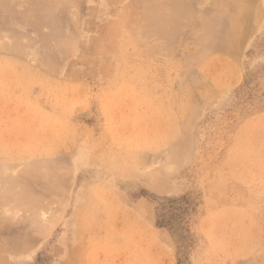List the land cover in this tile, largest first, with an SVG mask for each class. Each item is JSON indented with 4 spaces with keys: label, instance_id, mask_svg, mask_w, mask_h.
Segmentation results:
<instances>
[{
    "label": "rangeland",
    "instance_id": "374dc122",
    "mask_svg": "<svg viewBox=\"0 0 264 264\" xmlns=\"http://www.w3.org/2000/svg\"><path fill=\"white\" fill-rule=\"evenodd\" d=\"M61 1L0 0L33 124L0 150V264H264V0H167L161 35L165 0Z\"/></svg>",
    "mask_w": 264,
    "mask_h": 264
},
{
    "label": "crops",
    "instance_id": "0c3cea01",
    "mask_svg": "<svg viewBox=\"0 0 264 264\" xmlns=\"http://www.w3.org/2000/svg\"><path fill=\"white\" fill-rule=\"evenodd\" d=\"M35 99L34 101H38ZM22 102V99L18 97L17 91L14 88H6L5 91L0 89V144H9L3 145V148L0 150L5 151H14L16 150L15 146L18 138L22 137V134L19 130L22 127H32V118L29 117L28 112H22L19 110V103ZM47 106L43 107L41 111L35 116L34 120L36 126H42L44 129L42 131L43 135H46L45 128L48 126L47 123L40 122L42 118L48 117ZM49 111L48 113H50ZM48 118H46L47 120ZM27 133V132H26Z\"/></svg>",
    "mask_w": 264,
    "mask_h": 264
},
{
    "label": "bare ground",
    "instance_id": "6f19581e",
    "mask_svg": "<svg viewBox=\"0 0 264 264\" xmlns=\"http://www.w3.org/2000/svg\"><path fill=\"white\" fill-rule=\"evenodd\" d=\"M28 1H29V0H28ZM53 1H55V0H53ZM59 1H60V0H59ZM65 1H66V0H65ZM132 1H133V0H132ZM147 1H148V0H147ZM153 1H155V0H153ZM158 1H159V0H158ZM160 1H161V0H160ZM166 1H167V0H165V1H164V4L160 5L159 7H154V8L151 7L154 11H155V9L158 10V12L155 11V13H154V11L152 10V12H153L154 14L151 13V8H146V7H144L145 10H147V12L145 11V12L141 15L142 17L140 18V22H141V23H140V25H141L140 27H144V28L146 27V28H148L147 26H148L150 23H152V25H151V24H150V25H151V27H153V26H156V22H157V23H159V24H158L159 26L157 25L156 28L154 27V29H155V30L153 29L154 32L157 31V29L160 28V27H164V26H165V27L167 28L166 20H165L166 16H165V15L167 14V11H168V14H169L170 12H172V11H169V10H170V9H169V5H168L169 3L167 2V3H168V4H167ZM179 1H180V0H179ZM33 2H34V0H33ZM61 2H63V0H62ZM66 2H67V1H66ZM145 2H146V0H145ZM176 2H177V1H176ZM183 2H184V0H183ZM186 2H187V1H186ZM13 3L15 4V2H13ZM13 3H12V4H13ZM44 3H45V1H44ZM67 3H68V2H67ZM146 3H147V2H146ZM146 3H145V4H146ZM150 3H152V1H151ZM160 3H161V2H160ZM165 3L167 4L168 9H169V10H167L166 12H165L164 9H163V8L166 7ZM172 3H173V2H172ZM172 3L170 4V7H172V9H173L174 7H176V9L179 8V6H173ZM30 4H31V2H30ZM52 4H53V3H52ZM58 4H59V3H58ZM60 4H61V3H60ZM62 4H63V3H62ZM142 4H143V3H142ZM142 4H141V5H142ZM156 4H158V3H156ZM175 4H176V3H175ZM55 5H56V4H55ZM138 5H139V3H138ZM163 5H164L165 7H162ZM171 5H172V6H171ZM178 5H179V4H178ZM180 5H182V3H181ZM183 5H185V3H183ZM28 6H30V5H28ZM32 6H33V5H32ZM46 6H47V4H46ZM53 6H54V5H53ZM155 6H156V5H155ZM187 6H188V4H187ZM177 7H178V8H177ZM181 7H182V6H181ZM35 8H36V7H35ZM182 8H183V7H182ZM185 8H186V7H185ZM28 9H29V8H28ZM149 9H150V10H149ZM160 9H163L164 12H162V13H163L164 15L161 14ZM165 9H166V8H165ZM176 9H175V10H176ZM33 10H34V9H33ZM36 10H37V9H36ZM148 10L150 11V14H152V15H150V14L148 13V12H149ZM181 10H182V9H181ZM29 11H32V9H31V10L29 9ZM189 11H190V10H189ZM142 12H143V11H142ZM176 12H177V11H176ZM31 13H32V12H31ZM38 13H39V11H38ZM132 13H133V12H132ZM177 13H178V12H177ZM177 13H176V14H177ZM179 13H180V12H179ZM186 13H188V12H186ZM34 14H35V13H34ZM156 14H159V15H156ZM37 15H38V14H37ZM37 15H36V16H37ZM173 15H174V14H173ZM132 16H133V15H132ZM157 16H158V19H157ZM161 16H162V17H161ZM164 16H165V18H164ZM167 16H168V15H167ZM170 16H171V15H170ZM181 16H182V15H181ZM38 17H39V16H38ZM137 17H138V16H137ZM163 18H164V20H165V24H162V23H164V21H162ZM169 18H170L171 21L174 19V17H173V19H171L172 16L169 17ZM177 18H178V17H177ZM182 18H183V16H182ZM40 19H41V18H40ZM133 19H134V17H133ZM49 20H50V19H49ZM156 20H158V21H156ZM175 20L177 21V19H175ZM175 20H174V21H175ZM179 20H181V19H178L177 22L175 21V23H176L177 25L179 24ZM129 21H131V20H129ZM155 21H156V22H155ZM159 21L161 22V24H162L163 26L160 24ZM167 21H168V22H167L168 25H169V23H171V25L174 23V21H172V22L170 21V22H169V19H167ZM138 22H139V21H138ZM148 22H149V24H148ZM135 23H137V22H135ZM175 23H174V24H175ZM128 24H129V23H128ZM147 24H148V25H147ZM176 24H175V25H176ZM181 24H182V22H181ZM146 25H147V26H146ZM177 25H176V26H177ZM179 25H180V24H179ZM151 27H150V31H151ZM165 27H164V28H160V35H161V31H165V32H167V30H165ZM168 27H171V26H168ZM144 28H140V29L143 30ZM146 28H145V29H146ZM134 29H135V28H134ZM161 29H162V30H161ZM167 29H168V28H167ZM146 30H147V29H146ZM170 30H172V29H170ZM147 31L149 32V29H148ZM138 32H139V31H138ZM145 32H146V31H145ZM148 32H146V33H148ZM173 32H174V31H173ZM140 33H141V32H140ZM150 33H152V35H153V31H151ZM155 33H156V32H155ZM157 33H159V29H158V32H157ZM167 33H168V32H167ZM143 34H144V33H143ZM143 34H142V36H143ZM162 34H165V33L162 32ZM172 34H173V33H172ZM158 35H159V34H158ZM166 35H167V34H166ZM169 35H170V34H169ZM200 35H201V33H200ZM135 36H136V35H135ZM142 36H141V37H142ZM147 36H148V35H147ZM147 36H146V37H147ZM163 36H164V35H163ZM198 36H199V35H198ZM148 37H149V36H148ZM16 38H17V37H16ZM169 38H170V37H169ZM171 38H172V36H171ZM136 39H137V38H136ZM142 39H143V38H142ZM145 39H146V38H145ZM163 39H164V37H163ZM1 40H2V39H1ZM9 40L11 41V39H9ZM15 40H16V39H15ZM15 40H14V41H15ZM169 40H170V39H169ZM169 40H168V42H169ZM17 41H18V40H17ZM165 41H167V40L165 39ZM5 42H6V41H5ZM15 42H16V41H15ZM15 42H14V43H15ZM20 42H21V41H20ZM65 42H66V41H65ZM65 42H64V43H65ZM140 42H141V41H140ZM171 42H172V40H171ZM171 42H170V43H171ZM173 42H174V41H173ZM7 43L9 44V42H7ZM18 43H19V41H18ZM18 43H17V44H18ZM67 43H68V42H67ZM1 44H2V42H1ZM10 44H11V43H10ZM15 44H16V43H15ZM22 44H23V42H22ZM68 44H69V43H68ZM168 44H169V43H168ZM210 44H211V41H210ZM149 45H150V44H149ZM151 45H152V44H151ZM170 45H171V44H170ZM11 46H12V45H11ZM69 46H70V45H69ZM157 46H158V45H157ZM157 46H156V47H157ZM212 46H213V45H212ZM12 47H15V46H12ZM12 47H11V48H12ZM144 47H145V46H144ZM151 47H152V46H151ZM154 47H155V44H154ZM158 47H159V46H158ZM161 47H162V46H161ZM167 47H168V45H167ZM170 47H171V46H170ZM209 47H210V46H209ZM209 47L206 48L205 50H209ZM11 48H10V49H11ZM24 48H25V47H24ZM148 48H149V47H148ZM168 48H169V47H168ZM210 48H211V47H210ZM6 49H7V48H6ZM13 49H14V48H13ZM17 49H18V46H17ZM21 49H22V48H21ZM151 49H153V47H152ZM155 49H157V48H155ZM155 49H154V50H155ZM158 49H159V48H158ZM158 49L155 51L156 53H157ZM211 49H212V48H211ZM25 50H26V49H25ZM25 50H24V51H25ZM147 50H148V49H147ZM165 50H166V52H167V49H165ZM169 50L171 51L172 49L169 48L168 51H169ZM8 51H10V50L8 49ZM19 51H21V50L19 49ZM22 51H23V50H22ZM151 51H153V50H151ZM17 53H18V52H17ZM26 53H27V52H26ZM153 53H154V52H153ZM169 53H170V52H168V54H169ZM11 54H12V53H11ZM23 54H24V53H23ZM151 54H152V53H151ZM170 54H171V53H170ZM24 55H25V54H24ZM29 55H30V54H29ZM22 56H23V55H22ZM26 56H28V55H26ZM14 57H15V56H14ZM158 57H160V56H158ZM30 59H31V57H30ZM32 59H33V58H32ZM34 61H35V59H34ZM46 61H47V59H46ZM47 62H48V61H47ZM32 65L34 66V64H32ZM53 69H54V68H53ZM114 75H115V74H114ZM115 77H116V76H115ZM138 79H140V78H138ZM134 80H136V79H134ZM143 81H144V80H143ZM127 82H128V81H127ZM134 82H135V81H134ZM146 86H147V85H146ZM146 88H147V87H146ZM146 88H144V89H146ZM179 88H180V87H179ZM148 89H149V88H148ZM150 89H151V87H150ZM146 90H147V89H146ZM142 91H143V90H142ZM144 91H145V90H144ZM146 92H147V91H146ZM149 92H150V91H149ZM145 96H146V95H145ZM147 96H148V95H147ZM152 97H153V96H152ZM153 98H154V97H153ZM149 99H150V98H149ZM192 104H194V103H192ZM190 106H191V105H190ZM196 106H197V105H196ZM192 107H193V105L191 106V109H192ZM196 108H197V107H196ZM198 109H199V108H198ZM194 110H195V108L193 109V112H194ZM195 111H196V110H195ZM191 112H192V111H191ZM194 113H195V112H194ZM194 113H193V114H194ZM191 114H192V113H191ZM194 115H195V114H194ZM190 117L193 118L194 116L192 117V116L190 115ZM189 121H190V120H189ZM191 121H192V120H191ZM178 134H179V133H178ZM178 134H177V135H178ZM175 135H176V134H175ZM0 152H1V151H0ZM9 153H10V152H9ZM49 153H50V152H49ZM50 154H52V153H50ZM5 162H6V160H5ZM1 163H2V162H1ZM8 163H9V162H8ZM10 163H11V162H10ZM47 163H48V162H47ZM47 163H46V164H47ZM11 164H14V163H11ZM11 164L9 165V164H5V163H4L3 167H2V164H0L1 167H2L1 169H3L4 167L7 166V167H9V170H11V168H10ZM5 165H6V166H5ZM8 165H9V166H8ZM16 165H17V164H16ZM16 165L12 166V170H13V171H14V167H15ZM17 166H19V164H18ZM31 166H32V165H31ZM51 167H52V166H51ZM30 169H31V168H30ZM9 170H8V171H9ZM5 171H7V170L5 169ZM8 171H7V172H8ZM13 171H10V172H11L10 174H6V175H8L7 177H10ZM8 173H9V172H8ZM35 173H36V172H35ZM4 177H5V176H4ZM12 177H13V176H12ZM12 177L7 178V179H6V177H5V180H6V181H7L8 179H11V180H12L15 176H14L13 178H12ZM0 178H2V177L0 176ZM16 178H17V177H15V181L17 180ZM2 179H3V178H2ZM5 180H4V182H5ZM11 180H10L9 182H11ZM2 181H3V180H1V183H2ZM12 181L14 182V180H12ZM18 181H20V180H18ZM20 182H21V181H20ZM5 183H6V186H8V185H7V182H5ZM11 183H12V182H11ZM21 183H22V182H21ZM14 184H15V182H14ZM16 184H18V183L16 182ZM22 184H23V183H22ZM24 184H25V183H24ZM0 185H1V184H0ZM6 186L4 185V187H3V184H2L0 190H1V189H2V190H5V187H6ZM11 186L13 187V185H11ZM11 186H9V187H11ZM20 186H21V185H20ZM22 186H23V185H22ZM14 188L17 189L16 186H15ZM22 188L25 189L24 187H22ZM22 188L20 189V187H19L20 190H22ZM16 189H15V191H16ZM8 190H9V189H8ZM20 190H19L18 192H20ZM6 191H7V190L2 191V192L0 193V195L3 194V193L6 195V197H7L8 195H11V193H12L11 191H12V190H11V191H10V190L7 191V192H11V193H5ZM24 191H25V190H24ZM14 193H15V192H14ZM7 194H8V195H7ZM22 194H23V193H22ZM25 194H26V193H25ZM25 194H24V195H25ZM19 195L21 196V194H18V196H19ZM24 195H22V197H23ZM0 197H1V196H0ZM2 197H4V196H2ZM15 197H17V196H15ZM15 197H14V198H15ZM4 198H5V197H4ZM9 198H10V196H9ZM9 198H8V199H9ZM25 198H26V197H25ZM28 198H29V197H28ZM28 198H26L27 201L29 200ZM5 199L8 200L7 198H5ZM12 199H13V198H12ZM19 199H20V197H19ZM13 200H14V199H13ZM30 200H31V199H30ZM30 200H29V202H30ZM34 200H35V199H33V201H34ZM4 201H5V200H4ZM10 201H11V200H10ZM27 201H25V203H26ZM36 201H37V200H36ZM8 202H9V201H8ZM23 202H24V201H23ZM29 202H28V203H29ZM34 202H35V201H34ZM0 204H1V203H0ZM3 204H5V203H3ZM8 204H9V203H8ZM14 204H19V203H14ZM20 204H21V203H20ZM32 204H33V203H32ZM23 205H24V204H23ZM23 205L21 204V207H22ZM28 205H29V204H28ZM5 206H6V205H5ZM24 206H25V205H24ZM24 206H23V207H24ZM38 206H39V205H38ZM38 206H36V207H37V210H38ZM2 207H4V205H3ZM6 207H7V206H6ZM29 207H30V206H28V208H29ZM32 207H33V205H32ZM34 207H35V206H34ZM34 207H33V208H34ZM8 208H9V206H8ZM25 208H26V207H25ZM35 210H36V208H35ZM35 210H34V211H35ZM40 212H42V210H41ZM40 212H39V213H40ZM37 213H38V212H37ZM41 214H42V213H41ZM33 216H34V215H33ZM33 216H32V217H33ZM33 218H35V219H32V221H34V220H37V221H38V218H36V217H33ZM41 218H42V217H41ZM41 218H39V219H41Z\"/></svg>",
    "mask_w": 264,
    "mask_h": 264
}]
</instances>
